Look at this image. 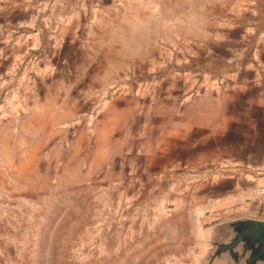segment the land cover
I'll return each instance as SVG.
<instances>
[{
    "label": "crops",
    "instance_id": "1",
    "mask_svg": "<svg viewBox=\"0 0 264 264\" xmlns=\"http://www.w3.org/2000/svg\"><path fill=\"white\" fill-rule=\"evenodd\" d=\"M0 29V74L31 81L10 117L41 153L76 137L102 169L129 161L195 212L204 254L264 220V0H0Z\"/></svg>",
    "mask_w": 264,
    "mask_h": 264
},
{
    "label": "rangeland",
    "instance_id": "2",
    "mask_svg": "<svg viewBox=\"0 0 264 264\" xmlns=\"http://www.w3.org/2000/svg\"><path fill=\"white\" fill-rule=\"evenodd\" d=\"M6 34L0 29V46L15 38ZM6 62L0 56L1 73ZM3 76L0 264H202V228L192 209L177 206L183 205L177 193L133 170L129 161L102 169L97 160L83 158L78 148L84 142L78 146L76 137L64 153L51 145L41 153V142L10 117L31 81ZM117 86H109L104 101ZM101 106L90 112L92 126ZM68 148L70 156L64 155Z\"/></svg>",
    "mask_w": 264,
    "mask_h": 264
},
{
    "label": "water",
    "instance_id": "3",
    "mask_svg": "<svg viewBox=\"0 0 264 264\" xmlns=\"http://www.w3.org/2000/svg\"><path fill=\"white\" fill-rule=\"evenodd\" d=\"M207 245L202 264H264V220L226 222Z\"/></svg>",
    "mask_w": 264,
    "mask_h": 264
}]
</instances>
